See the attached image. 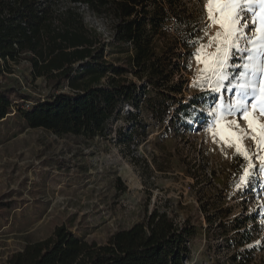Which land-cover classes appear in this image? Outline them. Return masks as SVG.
<instances>
[{
	"label": "rangeland",
	"instance_id": "obj_1",
	"mask_svg": "<svg viewBox=\"0 0 264 264\" xmlns=\"http://www.w3.org/2000/svg\"><path fill=\"white\" fill-rule=\"evenodd\" d=\"M209 7L208 0L175 6L180 16L157 38L174 78L161 95L152 88L142 94L139 108L125 104L106 136H59L14 113L0 123V263L58 226L103 244L159 208L197 226L185 264H264V143L248 120L224 111L235 104V88L207 87L205 67L216 42L201 45L223 31L209 19ZM86 20L109 34L91 16ZM23 63L0 72V84L8 75L43 93L46 83L25 80ZM255 119L264 124V113ZM225 124L236 137L221 139Z\"/></svg>",
	"mask_w": 264,
	"mask_h": 264
},
{
	"label": "trees",
	"instance_id": "obj_2",
	"mask_svg": "<svg viewBox=\"0 0 264 264\" xmlns=\"http://www.w3.org/2000/svg\"><path fill=\"white\" fill-rule=\"evenodd\" d=\"M180 3L0 0V72L12 73L24 62V79H42L47 87L38 94L6 75L0 84V123L14 113L27 126L59 136H106L125 104L139 108L142 94L152 88L161 95L174 78L157 38L180 16L175 8ZM153 112L158 116L159 110ZM196 235L190 218L180 221L175 211L155 208L103 244L89 243L62 225L0 264H185Z\"/></svg>",
	"mask_w": 264,
	"mask_h": 264
},
{
	"label": "snow or ice",
	"instance_id": "obj_3",
	"mask_svg": "<svg viewBox=\"0 0 264 264\" xmlns=\"http://www.w3.org/2000/svg\"><path fill=\"white\" fill-rule=\"evenodd\" d=\"M208 4L212 6L208 9L209 19L219 23L223 31L210 37L207 46L201 45V49L211 48L216 42V52L209 54L205 67L210 72L207 87L216 93L236 89L234 105L224 106L221 96L215 107L224 106L227 114H239L248 120L250 128L259 130L264 143V124L255 119L257 111L264 113V0H208ZM248 14L253 17L251 25ZM253 31L259 33L258 38L249 35ZM204 35H208L206 30ZM224 134L236 137L226 124L222 126L221 139Z\"/></svg>",
	"mask_w": 264,
	"mask_h": 264
}]
</instances>
